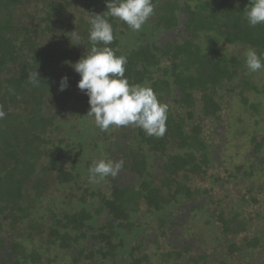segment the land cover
Segmentation results:
<instances>
[{
	"label": "trees",
	"instance_id": "trees-1",
	"mask_svg": "<svg viewBox=\"0 0 264 264\" xmlns=\"http://www.w3.org/2000/svg\"><path fill=\"white\" fill-rule=\"evenodd\" d=\"M152 2L154 14L139 31L131 30L117 18L107 17L114 32L110 47L117 50L116 55L126 58L125 76L130 85L149 86L156 94H162V89L171 90L173 78L174 84L192 85V91L199 87L204 96L220 84L231 82L238 68L247 70L244 61L229 55V46L248 45L264 56V25L250 27L244 16L249 0ZM105 11L106 0H0V110L6 113L0 118V247L7 243L15 250L11 253L13 263L0 264H27L29 241L47 251L52 248H46L48 244L57 249L55 240L46 239L45 230L67 247L72 246L71 241L82 244L86 237H93L104 246L101 261L122 262L125 254L120 248L126 239L119 226L127 223L134 231L135 218L145 202L167 212L170 207L210 193L206 187L193 190L191 186H197L196 180L203 181L209 175L207 170L213 164L208 151L212 144L200 125L185 122V118L176 120L173 113L168 119L170 126L157 143L153 142L151 153L144 146L151 136L137 127L141 130L134 140L137 147L130 145L122 155L132 159L127 160L131 163H127L128 168L135 183L142 181L141 185L122 187L118 178L111 176L90 181L93 161L108 160L107 152L113 151L109 143L116 127L101 131L94 117L87 115L89 97L77 87L81 77L66 62H77L86 47L90 48V16ZM179 20L185 23L181 37L163 46L162 33L175 30ZM75 30L79 43L85 46L76 45L77 40L71 42V32ZM152 68L157 72L147 74ZM36 69L42 79L38 86L28 80L29 73ZM161 70L166 77L162 82L156 77ZM64 76L68 77L69 86L60 91ZM143 76L149 77L148 82ZM243 85L245 91L257 89L250 81H243ZM188 89L183 91L189 97ZM167 131L171 133V156H166L164 170L171 192H167L168 199L158 200V190L150 189L155 171H150L146 164L164 154L162 151L169 143L164 140ZM242 170L243 167L237 168V174ZM253 172L250 164L244 174L249 179ZM229 177L238 180L233 173ZM209 178L214 183L223 180L215 174ZM258 187L261 186L247 182L246 193H242L253 206L263 200L260 196L264 190ZM257 191H261L260 196ZM220 205L221 201L214 204L210 212L223 224V234L233 233L227 244L232 258H225L223 264H264L249 249L259 245L261 221L253 223V218L240 213L227 218L224 211L216 215ZM102 214L116 223L108 221L96 227V217ZM251 235L255 237L248 240ZM238 237H242L241 243L235 240ZM61 257L60 254L56 259L60 261ZM87 257L97 261L92 255ZM205 259L209 264L207 255Z\"/></svg>",
	"mask_w": 264,
	"mask_h": 264
},
{
	"label": "flooded vegetation",
	"instance_id": "flooded-vegetation-1",
	"mask_svg": "<svg viewBox=\"0 0 264 264\" xmlns=\"http://www.w3.org/2000/svg\"><path fill=\"white\" fill-rule=\"evenodd\" d=\"M184 26V21L179 20L175 30H166V32L162 33V35L165 36L164 38L162 37L163 39H159L162 45L165 46V44L169 42H175L176 39L181 37L182 33L180 32L182 29H184ZM169 33H171V38L168 39L166 37V34ZM173 33L176 36H174ZM177 43L180 42L178 41ZM237 47H239L240 50L238 51V53H233L234 48ZM243 48L254 49L251 46H244L240 43H236L228 47V52L231 53L229 55L235 56L238 61H244V56L242 55L244 53L242 51ZM170 64L171 63H168V65ZM247 70H241L240 68H238L237 73L234 74L233 80H231V82H224L220 84L219 86H217V89L210 90L204 96H202L203 92L199 87L194 88L192 91V85L183 87L179 84H174V80L171 74V84H173V86H169L171 90L167 91L165 89H162L165 93H157L158 99H160L162 103H166L168 106L165 128H168L170 126V124H168V119L169 117H171L172 113L175 115L176 120L185 118V122L190 121L202 127L203 133L208 138L209 143L212 144V147L208 152H210L209 156L213 165L212 168H209L207 170V172L212 170V172L215 173L216 177H218L219 179H223L221 183L213 182L214 184L211 188L216 185L219 186L221 190H224V188H228V184H230L235 189H237L238 192H241L237 199L238 205L242 203L241 200L246 201V197H243L242 193H246L245 184L247 182L252 183L256 186H261L258 188H262V190H264V135L258 137V133L256 134L255 132H253V130L255 131L256 127H259V125L257 124L259 121H257L256 118L259 113V107L258 104L250 101V95H248L250 92L264 95V84L260 90L249 77L244 76V73ZM156 72L157 69L152 68L147 74ZM156 77H158V80L161 79V82L165 81V72L161 70L159 72V75ZM143 78L146 82H148L147 79L149 77L143 76ZM243 81H250L253 84L252 86H255L257 88L256 91L249 88H247V90L245 91ZM187 88H189L188 90L191 94L189 96L190 98L187 96V92L183 91V89ZM243 90L244 92L242 93L241 91ZM235 97L237 100L233 105V99ZM183 100H185L186 102H184ZM246 101H248L247 106L245 105ZM254 107H257V110H255ZM241 108L246 111L250 118L254 119L253 127L252 125H249L247 128H245L241 123V118L239 116V110ZM209 112L211 113L210 116ZM235 114H237V120L231 123L233 126L231 128L232 137H229L228 135L230 134V131L227 132L229 127L228 124L230 121L236 118L234 116ZM114 129L113 133L111 134V143H109V146H111V149L113 151L107 152V159L114 162L122 161L124 165L126 164L124 168H121L119 175L123 174L127 179V182L123 183L124 180L120 179L118 175L117 178L119 180V184L122 187L131 186L135 188L136 186L141 185L143 182L141 181L139 182V184L135 183L132 172L127 165V163L131 164L127 160L132 159L130 157L124 158L122 157V155H125L128 147L131 148L130 145L137 147V145L134 143V140L136 138V135L138 134L139 129L133 125L120 126ZM158 137L159 136L152 135L150 137V143L145 141L144 146L148 147L147 150H149V153H151L150 148L153 142L157 143V140L159 139ZM164 140H169V143H167V148L162 151L164 154L160 153L158 157H153L146 164L148 165L150 171H155V176L152 177L153 182L150 186V189L153 190L154 188H156L158 190V200L168 199L169 194L167 192H171V183L169 182V179L167 177L168 173L164 170L167 158L166 156H171L170 132L167 131ZM222 146L223 149H221ZM229 149L235 151L234 153L236 154L237 158L242 159V162L240 164L234 165L232 170H229L220 164L218 165L215 161V155H217V151L221 150L225 153L226 150ZM250 164L253 165L254 172L252 173V178L247 179L244 171L248 170ZM240 167H243L242 173L237 174V168ZM232 173L236 175L238 180H234L229 177V175ZM200 180L201 179H198L197 181ZM191 187L193 188V190H195L200 186L192 185ZM160 192L164 193L166 196L162 197ZM225 192H227V199L232 201L233 199L229 195V190H225ZM256 193L257 195H259L261 191H257ZM262 195V201L264 202V191ZM46 200L47 199H45V201ZM201 200L205 203V205L207 204L206 206L208 207H211L212 204H216L219 201L217 200L216 202L212 200V194L209 193L201 197H196L195 201L187 200L175 208L171 209L170 207L167 212H161L160 209H155V206L153 204L150 203L147 205V203L145 202L140 207V212L135 218L136 224L134 225V231L133 229L128 228L129 226L127 223L125 225L119 226L123 231L126 239L124 245L122 246L123 248H120V250L125 254L124 260L122 262L115 263L110 261L109 259H104L103 261H101L103 257L101 249L104 248V246L100 245L101 241H97L93 239V237H86L84 240H82L83 245L79 241H71L72 246L67 247L62 243L59 237L58 239L55 234L51 233L49 230H45L46 232L44 233L46 239H50L53 241L55 240L57 249L56 246L54 248V245L48 244L46 248H52L47 251L42 247L40 248L38 246L32 245V242L29 241L27 243V248L30 249L25 253V255L29 257L27 264H207V259H205L206 255L209 257V264H223L225 258H232L227 252V244H229L230 237L233 236V233L227 232L226 234H223L224 226L221 223L218 224V222L215 220V217L213 216V213L209 212L208 216L210 219H206L205 224L207 226L215 224L216 227H218L217 225H219L218 229L220 230L222 236H219L218 239H223V241L218 244V247L211 250L210 252L204 250V247H202L203 239L201 238V235L203 233L201 230L196 233V238L199 241L198 243H196V245L201 247V251L194 249V247L192 248L189 244L175 245L174 240L177 241V239L183 234V232L176 233L174 237H172L174 240L171 238V236L173 235L171 234V232L173 231L172 229L176 226L181 227V222L174 220L179 216L183 222L193 223L195 225L202 220L203 217L202 215H200L198 218L196 217L197 219L194 222L195 213H192L191 211H209L208 207H206L204 204H200ZM231 203H234V201ZM44 205H48V203H44ZM202 205H204V207ZM181 207L183 210H185L184 214L181 213ZM232 207L233 205L230 206V208ZM218 211L219 212L216 213V215H218L221 211H224V214H226V209H219ZM189 213H191L193 218L190 220L184 219V217L189 215ZM236 213L231 214L230 211L228 212L227 217L234 216L236 215ZM246 214L247 215L244 214L243 217L253 218V223L254 220H256L257 222V220H259L260 218H262V223H264V214L261 217L259 216V214H257V212H254V215H252V212H246ZM96 218V223H94L96 227L104 226V224L108 221H112L114 224L116 223V220L109 218L107 214H102L101 216H98ZM210 220L214 223L207 222ZM259 228L260 229L258 230V236H261L258 241L259 245L257 244L258 247L256 249H254L255 247H250L249 249L255 257L264 260V224L259 226ZM189 229L190 228H188L186 231H188ZM253 237L255 236L251 235L248 240ZM235 240L237 242L239 241V243L242 242V239L239 240V237ZM116 243H118V240H116ZM53 249L54 251L56 249L55 255L53 253ZM132 250L135 251L132 255H130L129 253L132 252ZM13 251L15 250L7 243L4 247H0V261L4 263H13L14 256L11 254L13 253ZM9 254L11 256H9ZM60 254L62 256V261L56 259L60 256ZM87 255H92L95 259H97V261L95 262L94 260H89ZM134 258L137 259V261H133ZM74 259H78L79 261L74 262ZM21 264H23V261H21Z\"/></svg>",
	"mask_w": 264,
	"mask_h": 264
},
{
	"label": "clouds",
	"instance_id": "clouds-1",
	"mask_svg": "<svg viewBox=\"0 0 264 264\" xmlns=\"http://www.w3.org/2000/svg\"><path fill=\"white\" fill-rule=\"evenodd\" d=\"M107 11L93 13L89 19L88 43L86 52L72 63L67 61L81 77L77 87L89 97L90 110L88 116L94 117L95 125L101 131H108L110 126L133 125L141 128L147 135L162 136L165 132L168 106L158 99L155 91L139 84L130 85L125 76L126 58L116 55L110 45L114 41L112 24L107 17L117 18L125 22L133 31H139L154 14L152 0H106ZM244 16L250 27L264 25V0H249L244 8ZM72 40L79 43L80 37L71 32ZM85 46V45H84ZM244 62L247 69L255 73L264 69V56L254 49L244 50ZM28 80L38 86L40 80L38 70L29 73ZM68 77L61 78L59 90L68 87ZM6 113L0 110V118ZM123 162L100 159L93 161L89 168V179L96 177H117Z\"/></svg>",
	"mask_w": 264,
	"mask_h": 264
},
{
	"label": "rangeland",
	"instance_id": "rangeland-1",
	"mask_svg": "<svg viewBox=\"0 0 264 264\" xmlns=\"http://www.w3.org/2000/svg\"><path fill=\"white\" fill-rule=\"evenodd\" d=\"M212 1L215 2L216 0H212ZM173 35H174V33H173ZM174 36H176V35H174ZM166 37L168 39L171 38V33L166 34ZM239 50H240L239 47L234 48L233 53H236V52L238 53ZM244 50L245 49L243 48L242 51L244 52ZM243 56H241V57H243ZM244 76L249 77L251 79V81L261 90V88H262V86L264 84V69H261L260 71H257L255 73H252L249 70H247L244 73ZM248 95H250V101H252L253 103L258 104V107H259L258 108L259 113H258V115L256 117L257 121L260 122V123L259 122L257 123L259 125V127H256L255 131L253 130V132H255L256 134L258 133L257 136L259 137V136L264 135V121H263V118H264V111H263V109H264V95L263 94H259V93H253V92H250ZM236 100L237 99L235 97L233 99V105L236 102ZM234 116L236 117L237 114H235ZM239 116L241 118V123L243 124V126L245 128H247L249 125H252V127H253L254 119L250 118L248 116V114L246 113V111L243 110V108H241L239 110ZM236 120H237V117L234 118L232 121H230L229 124H228L229 127H228L227 132L230 131V134L228 135L229 137H232L231 128L233 126H232L231 123L235 122ZM219 148H220V146H219ZM221 149H223V146L221 147ZM234 152L235 151H233L231 149L226 150L225 153L222 152L221 150L217 151V155H215L216 156L215 157L216 158L215 161L217 162L218 165L220 164L223 167H225V168H227L229 170H232L234 165L240 164L242 162V159L241 158H237L236 154ZM211 174H215V173L212 172V170H210L209 171V175L206 177V180H203V181H200V182L196 180L195 183L198 186L202 187V188L206 187L207 190L210 191V194H212V200H214L216 202H217V200L221 201V205H220L221 208L220 209H226L225 217L228 216V212H230V211H231V214H234V213L238 212V213L241 214L242 217H243L244 214L247 215L246 212H252V215H254V212H257V214H259L260 217L263 216V214H264V202L263 201L259 202L260 204L258 203V204H255L253 206L249 201L241 200L242 203L240 205H238V200L237 199H238V196L241 194V192H238L237 189H235L230 184H228L229 187L228 188L225 187L224 190H221L220 187L216 186V185L213 188L209 189L210 185L213 183V180L209 178V176H211ZM119 178L124 180L123 183L127 182V179L125 178V176L123 174H120ZM225 190H229V195L233 199L232 201L227 199V192H225ZM260 194H259V196H260ZM261 198H263V195L261 196ZM246 200H248V199H246ZM233 201H234V203H231ZM200 202H201L200 204H205L202 200ZM213 205L210 207L209 211L196 210L195 212H193V210H191L192 213H195L194 222L196 221V219L200 215H202V217H203L200 222L196 223V225L193 224V223L183 222L181 220L180 216L177 219H174V220H176L178 222H181V225H180L181 227H177L176 226V227H174L172 229L173 231L171 232V234H173V235L171 236V238L174 237V235L176 233L183 232V234L177 239V241L172 238L175 241V245L189 244L192 248L194 247V249H196L198 251H201V247L196 245V243L199 242L197 240V238H196V233L199 230H201L202 233H203L201 235V238L203 239L202 247H204V250L210 252L211 250H213L216 247H218V244H220L223 241V239H218L219 236H222L221 233H220V230L218 229L219 225H217L218 227H216L215 224H211V225H208V226L205 224L206 219L207 220L210 219L209 216H208L209 212L214 210V209L212 210V208H214ZM232 205H233V207L230 208V206H232ZM206 207H208V206H206ZM180 210L182 211L181 212L182 214L185 213V210H183L182 207L180 208ZM206 213H208V214H206ZM192 218L193 217H192L191 213H189V215L184 217V219H188V220H190ZM259 221H261V225L264 224V223H262V218H260ZM255 222H256V220H254V223ZM188 228H190V229L188 231H186ZM249 232L252 233L253 232V228H252L251 231L249 230ZM240 239H242V237H239V240Z\"/></svg>",
	"mask_w": 264,
	"mask_h": 264
}]
</instances>
